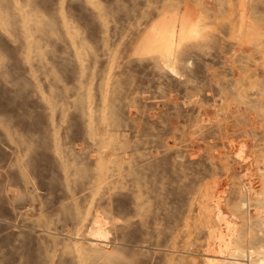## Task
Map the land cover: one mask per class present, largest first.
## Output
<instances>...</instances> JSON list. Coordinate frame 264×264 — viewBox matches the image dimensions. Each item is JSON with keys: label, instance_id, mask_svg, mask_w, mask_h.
<instances>
[{"label": "rangeland", "instance_id": "1", "mask_svg": "<svg viewBox=\"0 0 264 264\" xmlns=\"http://www.w3.org/2000/svg\"><path fill=\"white\" fill-rule=\"evenodd\" d=\"M0 264H264V0H0Z\"/></svg>", "mask_w": 264, "mask_h": 264}, {"label": "bare ground", "instance_id": "2", "mask_svg": "<svg viewBox=\"0 0 264 264\" xmlns=\"http://www.w3.org/2000/svg\"><path fill=\"white\" fill-rule=\"evenodd\" d=\"M154 28H155V26H154ZM163 28H165V27H160V28H158V29H155L154 31H156L157 32V30H158V33L159 34H162L163 35V38H164V41H165V47H164V50H168V49H170V44L172 43V38H173V36H174V34H171V35H168L169 33H168V31L166 30V29H163ZM175 28V27H174ZM173 31V30H172ZM172 33H174V31L172 32ZM168 42V45H166V43ZM215 204H216V202H215ZM220 210V209H219ZM217 213V212H216ZM220 213H221V211H220ZM222 215V213L220 214V216ZM219 216V217H220ZM218 217V216H217ZM220 219V218H219ZM222 219V218H221ZM226 219V218H225ZM219 221V220H218ZM217 221V222H218ZM219 223V222H218ZM230 223V222H229ZM228 223V224H229ZM217 224V223H216ZM235 238V237H234ZM222 242V241H221ZM226 242H228V241H226ZM229 243H231L230 241H229ZM225 244V243H224ZM223 244V245H224ZM227 244V243H226ZM226 244H225V246H226ZM230 247V246H229ZM235 256H238V254H235ZM208 260V259H207ZM209 260H211V259H209ZM213 260V259H212Z\"/></svg>", "mask_w": 264, "mask_h": 264}]
</instances>
